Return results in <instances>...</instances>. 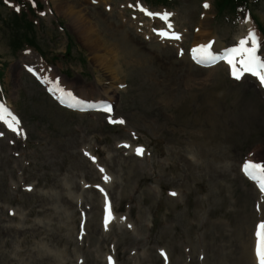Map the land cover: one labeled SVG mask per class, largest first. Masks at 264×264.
I'll use <instances>...</instances> for the list:
<instances>
[{
	"label": "rangeland",
	"instance_id": "374dc122",
	"mask_svg": "<svg viewBox=\"0 0 264 264\" xmlns=\"http://www.w3.org/2000/svg\"><path fill=\"white\" fill-rule=\"evenodd\" d=\"M142 1L0 0V101L20 120L14 132L0 125V264H252L264 202L239 165L253 152L264 165V95L187 56L252 30L264 57V39L248 15L217 14L214 0H145L184 35L173 46ZM249 3L264 29V0ZM25 64L59 91L110 99L113 115L60 108Z\"/></svg>",
	"mask_w": 264,
	"mask_h": 264
},
{
	"label": "snow or ice",
	"instance_id": "6c2138e0",
	"mask_svg": "<svg viewBox=\"0 0 264 264\" xmlns=\"http://www.w3.org/2000/svg\"><path fill=\"white\" fill-rule=\"evenodd\" d=\"M5 2L8 3L9 0H5ZM33 5L35 6L34 0H33ZM204 7L207 8L208 4L205 3ZM140 10L144 11L145 14L150 17L158 15L156 13L147 12L143 8H141ZM17 11H19V8H17ZM43 14L44 13L41 12V15ZM162 18L164 20H167V14H165ZM159 35L166 37V38H176V39L179 38L174 33H172L169 36L168 33L160 32ZM258 47H259V44L255 36V33L252 31H249L246 37L239 40L238 45L236 47L228 50L225 60L231 66L233 78L239 80L244 73H248L256 77L259 80L260 84L264 86V60H262L257 55ZM198 51L207 53L208 46H201V48L198 49ZM237 62L239 64V69L237 68ZM29 71H31V69H29ZM104 111L111 112V108H105ZM5 113L8 116H11V113L8 112V110L3 105H0V120H3V122L9 128V130L17 131V128L14 127V124L18 125V121H16V118L12 116L11 121L6 120L3 115ZM109 122L110 123H113V122L124 123L123 120L113 121L111 118ZM0 135H2V133H0ZM142 151L143 149L137 148L136 149L137 155L141 154ZM92 159L93 161H95V157H92ZM101 171H103V169H101ZM243 171L246 176L258 182L260 191L264 193V165L245 162V164L243 165ZM104 180L107 181L108 177L105 176ZM101 191L103 190L101 189ZM173 195H175V193H173ZM104 219H105V226H107L108 221L110 219V210H109L107 201L105 203V218ZM255 236H256V243H255L254 252H255L257 264H264V221H262L260 224L257 225ZM161 255L164 256L165 253L161 252ZM109 264H113L111 257H109Z\"/></svg>",
	"mask_w": 264,
	"mask_h": 264
},
{
	"label": "bare ground",
	"instance_id": "6f19581e",
	"mask_svg": "<svg viewBox=\"0 0 264 264\" xmlns=\"http://www.w3.org/2000/svg\"><path fill=\"white\" fill-rule=\"evenodd\" d=\"M113 30H115V29H113ZM112 29H107V34L108 35H111L112 34V32H114ZM109 31H110V33H109ZM86 34H85V39H88V40H93L94 42L97 40V38L99 39L100 38V36L98 35V34H96V32L95 31H92V30H87V32H85ZM119 33V32H118ZM113 35V34H112ZM111 35V36H112ZM114 36H115V34H114ZM120 36V35H119ZM94 38H95V40H94ZM104 43H105V41H104ZM112 44V43H111ZM106 45H108V44H106ZM109 47V46H108ZM116 49H115V46L114 45H110V50H108L107 52L112 56V58H116V56H118L117 55V53H116V51H115ZM129 59V58H128ZM258 152V151H257ZM259 155L256 153V152H253L252 154H251V156H250V158H249V161H252L253 163H256V159H257V157H258ZM257 164V163H256ZM252 245V244H251ZM254 248V247H253ZM254 249H252L251 250V258H252V264H257V260H256V258H255V256H254Z\"/></svg>",
	"mask_w": 264,
	"mask_h": 264
},
{
	"label": "trees",
	"instance_id": "16d2710c",
	"mask_svg": "<svg viewBox=\"0 0 264 264\" xmlns=\"http://www.w3.org/2000/svg\"><path fill=\"white\" fill-rule=\"evenodd\" d=\"M246 2V0H217V9L219 12H223L224 10H233V7L235 4L238 5V3H244ZM21 20H25L26 21V17L21 16L20 18ZM28 24H30L29 22H27ZM28 45H31L28 43Z\"/></svg>",
	"mask_w": 264,
	"mask_h": 264
}]
</instances>
